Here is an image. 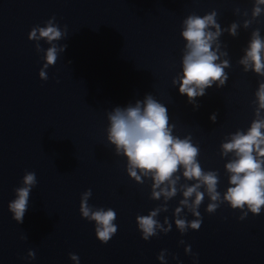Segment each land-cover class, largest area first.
Wrapping results in <instances>:
<instances>
[{
  "label": "clouds",
  "instance_id": "9594fccd",
  "mask_svg": "<svg viewBox=\"0 0 264 264\" xmlns=\"http://www.w3.org/2000/svg\"><path fill=\"white\" fill-rule=\"evenodd\" d=\"M258 4H264V0H257ZM261 9L254 8L253 16H258ZM216 13L213 11L203 17L190 15L184 21L183 38L187 41V52L183 56V78L180 81L179 93L188 97L189 103L196 96L205 95V89L212 86L214 81H220L217 87H221L227 81L224 68L228 67V61L217 64L218 56L212 50V41L220 34L219 25L215 20ZM55 17L47 22L46 27H33L28 35V39L46 38L48 42L59 40L65 33L53 24ZM217 29L215 33L207 31L209 26ZM236 25L231 26L230 32L235 35ZM39 32V37L37 36ZM39 47V46H37ZM65 48L67 45L64 46ZM61 51L63 49H60ZM58 49L55 45L48 48L46 53V63L40 70V78L47 81L48 75L45 69L49 65H55L57 61ZM264 52V41L261 40L258 30L253 33V39L247 51L246 57L241 63L247 66L250 60L254 65V71L262 73L264 62L261 53ZM247 70V69H246ZM173 83H176L174 80ZM260 108H264V83L259 86L257 93ZM143 105V106H142ZM110 127L107 129L108 140L115 145L116 153L123 154L128 160V174L138 183H142L141 176L137 174L139 169L143 175L152 174L154 181L152 187V198L159 199L161 194L165 198L176 194L174 186L161 188L165 182L175 184L172 180L173 175L178 171L179 166H183L184 177L196 179L207 185V191L213 201L219 197L216 190L217 175L214 172H203L197 160L199 148L193 146L189 139H180L172 135L169 127L168 109L155 100L150 94L146 95L143 101H136L135 106L129 105L125 108L117 107L108 113ZM264 121L254 122L247 134L237 133L231 142L222 145L223 154L235 152L237 159L226 165L227 170L232 173L230 187L225 195V199L230 202L233 208H243L245 204L254 214H259L261 206L264 205V161L258 160L253 155L256 152L264 157ZM178 179V177H177ZM24 187L16 189L17 199L9 204V210L14 213V219L20 223L27 210L29 194L31 189L37 184L35 172L27 171L23 177ZM200 184L188 187L184 191L185 198L196 194L193 208L198 206L203 200V193L198 192ZM160 189L156 191L155 189ZM92 195L91 189L81 194L80 214L82 218L95 221V233L101 243H108L112 236L117 232V226L113 223L116 220V212L108 208H98L93 210L88 201ZM187 199L182 200L181 204H186ZM218 205L210 204L208 211L213 212ZM159 209L152 211L146 216H137L136 222L143 231V239L154 235L156 221L153 219ZM177 213L180 212L178 208ZM199 216V212H193ZM176 225L182 231L185 230V221L178 219ZM193 229L199 230L201 221L195 220L190 225ZM35 258V253H30ZM71 259L79 262L76 254H70Z\"/></svg>",
  "mask_w": 264,
  "mask_h": 264
}]
</instances>
